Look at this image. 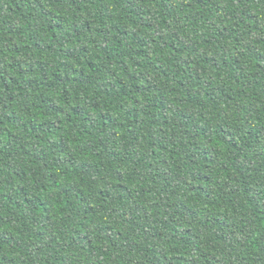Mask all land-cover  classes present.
<instances>
[{
    "label": "trees",
    "instance_id": "1",
    "mask_svg": "<svg viewBox=\"0 0 264 264\" xmlns=\"http://www.w3.org/2000/svg\"><path fill=\"white\" fill-rule=\"evenodd\" d=\"M0 264H264V0H0Z\"/></svg>",
    "mask_w": 264,
    "mask_h": 264
}]
</instances>
